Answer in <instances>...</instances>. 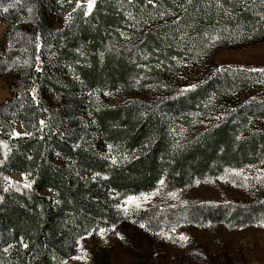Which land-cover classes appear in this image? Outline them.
<instances>
[{"label": "trees", "instance_id": "1", "mask_svg": "<svg viewBox=\"0 0 264 264\" xmlns=\"http://www.w3.org/2000/svg\"><path fill=\"white\" fill-rule=\"evenodd\" d=\"M67 2L0 0L6 24L0 73L27 60L20 81L11 85L13 97L0 104V264H62L78 253L83 236L124 221H147V209L129 199L160 181L180 188L264 154V133L237 139L230 118L180 142L169 128L216 85L241 90L262 79V71L222 68L197 88L150 101L97 104L83 118L69 91L74 83L87 90L126 89L154 65L208 55L235 40H262L264 0H96L87 15L71 12L74 1ZM61 9L70 11V19L51 28L49 15ZM50 44L57 60L67 63L70 82L49 76L42 52ZM44 88L69 100L64 128L41 100ZM14 121L23 138L11 134ZM11 171L22 181L11 179ZM185 205L199 215L197 223L238 226L264 218V196L249 203Z\"/></svg>", "mask_w": 264, "mask_h": 264}, {"label": "rangeland", "instance_id": "2", "mask_svg": "<svg viewBox=\"0 0 264 264\" xmlns=\"http://www.w3.org/2000/svg\"><path fill=\"white\" fill-rule=\"evenodd\" d=\"M73 1L75 9L72 8L71 12L83 10L85 13L83 5L87 0ZM77 3L82 7H77ZM61 6L65 8L66 4ZM69 19L70 11L58 10L49 15L50 27L60 29ZM24 20L22 26L27 28L31 24V15ZM1 22L0 37L5 29ZM105 46L110 47L111 43L107 42ZM131 53L135 56L134 52ZM42 60L50 77H56L60 83L70 82L68 65L57 60L53 45L44 47ZM131 61L135 59L131 58ZM15 62L9 63L8 70L0 73V104L13 97L11 85L18 83L25 71L27 60L20 61L18 66L14 65ZM222 68L264 69V39L235 40L216 47L208 55L196 53L190 60L178 59L166 67L154 65L153 70L148 68L145 71L147 74L143 80H137L126 89L87 90L71 84L70 94L77 99L72 108L79 118H83L88 116L87 110L97 104L110 105L125 99L150 101L163 93L172 96L203 85L208 77ZM149 76L153 79L150 80ZM41 100L53 117L58 116L60 127L64 128V110L70 104L69 100L62 93L47 88L41 91ZM252 102L255 103L253 107ZM238 111L241 112L238 114ZM224 118H230V123L236 124L237 139L264 133V75L241 90L233 87L219 89L216 85L215 91L202 98L185 120L172 121L169 128L173 139L180 142ZM11 134L16 138L25 136L17 121L12 123ZM255 157L251 162H239L231 170L220 171L180 188L160 181L152 191L129 199L135 206L147 209V221H124L110 229L83 236L78 253L62 264H264V218L238 226L220 222L197 223L199 215L190 212L185 205L188 200L249 203L263 197L264 154ZM7 175L22 181L17 172L11 171ZM180 237L187 239L181 240Z\"/></svg>", "mask_w": 264, "mask_h": 264}, {"label": "snow or ice", "instance_id": "3", "mask_svg": "<svg viewBox=\"0 0 264 264\" xmlns=\"http://www.w3.org/2000/svg\"><path fill=\"white\" fill-rule=\"evenodd\" d=\"M96 0H87L86 5H83V7H85V14H90L95 6ZM77 7H82V5L80 3H77ZM251 71H262L264 72V69L262 70H257V69H252ZM25 187H31L30 184H26ZM132 201L130 200L129 203H131ZM141 227H143V225H141ZM181 240H185L186 241V237H180Z\"/></svg>", "mask_w": 264, "mask_h": 264}, {"label": "crops", "instance_id": "4", "mask_svg": "<svg viewBox=\"0 0 264 264\" xmlns=\"http://www.w3.org/2000/svg\"><path fill=\"white\" fill-rule=\"evenodd\" d=\"M0 22H1V21H0ZM1 23L3 24V29H4V27H5V24H4L3 22H1ZM3 29H2V30H3Z\"/></svg>", "mask_w": 264, "mask_h": 264}]
</instances>
